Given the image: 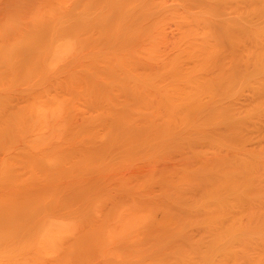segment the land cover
I'll return each instance as SVG.
<instances>
[{
  "label": "bare ground",
  "instance_id": "obj_1",
  "mask_svg": "<svg viewBox=\"0 0 264 264\" xmlns=\"http://www.w3.org/2000/svg\"><path fill=\"white\" fill-rule=\"evenodd\" d=\"M0 264H264V0H0Z\"/></svg>",
  "mask_w": 264,
  "mask_h": 264
}]
</instances>
